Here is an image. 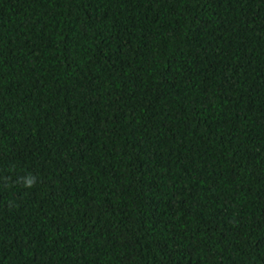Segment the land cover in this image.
Returning <instances> with one entry per match:
<instances>
[{"label":"trees","instance_id":"1","mask_svg":"<svg viewBox=\"0 0 264 264\" xmlns=\"http://www.w3.org/2000/svg\"><path fill=\"white\" fill-rule=\"evenodd\" d=\"M0 264H264V0H0Z\"/></svg>","mask_w":264,"mask_h":264},{"label":"clouds","instance_id":"2","mask_svg":"<svg viewBox=\"0 0 264 264\" xmlns=\"http://www.w3.org/2000/svg\"><path fill=\"white\" fill-rule=\"evenodd\" d=\"M24 183H25V187L30 188V187H32V186L36 183V180H35L34 177H29V178H27V179L24 181Z\"/></svg>","mask_w":264,"mask_h":264}]
</instances>
